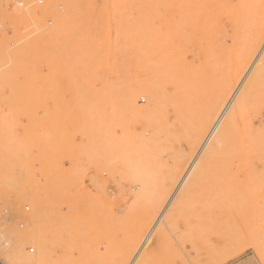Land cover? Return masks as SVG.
<instances>
[{
  "label": "rangeland",
  "instance_id": "rangeland-1",
  "mask_svg": "<svg viewBox=\"0 0 264 264\" xmlns=\"http://www.w3.org/2000/svg\"><path fill=\"white\" fill-rule=\"evenodd\" d=\"M35 231L31 264H264V0H0V263Z\"/></svg>",
  "mask_w": 264,
  "mask_h": 264
},
{
  "label": "bare ground",
  "instance_id": "bare-ground-1",
  "mask_svg": "<svg viewBox=\"0 0 264 264\" xmlns=\"http://www.w3.org/2000/svg\"><path fill=\"white\" fill-rule=\"evenodd\" d=\"M115 10V9H114ZM121 11V10H120ZM114 12V11H113ZM66 16V15H65ZM91 16V15H90ZM72 18V17H71ZM120 19V18H119ZM102 20V19H101ZM183 21V20H182ZM177 23V22H176ZM183 23V22H182ZM98 24V23H97ZM114 24V23H113ZM122 24V23H121ZM110 25V24H109ZM183 25V24H182ZM216 25V24H215ZM223 26V25H222ZM47 27V26H46ZM183 27V26H182ZM119 28V27H118ZM177 29V28H176ZM120 31H118L119 33ZM166 35V34H165ZM221 97V96H219ZM215 99V98H214ZM217 100H214L215 103H210V104H213L211 107H209L210 109H207L208 112H209V116L207 115V113L205 114L206 117H209L207 118L208 119V123H206L207 125L205 126L204 125V132H203V129H202V134L205 136L206 134V137L204 138L205 139V142H204V145H208V144H212L215 140H217L218 137H220L221 133L224 132V130L226 129V126H228V122L230 121V118H231V115H232V108L230 107L231 105V102H226L224 100H220L221 101H218L219 99L216 98ZM223 99V98H222ZM213 101V99H212ZM218 101V102H217ZM231 101V100H230ZM242 104V103H241ZM239 105V104H238ZM240 106V105H239ZM230 110V112H229ZM236 110V109H235ZM236 112V111H235ZM229 113V114H228ZM205 118V116H204ZM206 119V120H207ZM206 120H203V123L206 122ZM205 124V123H204ZM201 135V134H200ZM200 136H198L199 138ZM201 138V137H200ZM197 139V138H196ZM195 139V140H196ZM202 141H203V138H202ZM197 144H198V141L196 140ZM200 142V140H199ZM195 144V145H197ZM203 147V146H202ZM201 147V148H202ZM48 229H50V227H48ZM39 230V229H38ZM47 230V228H46ZM44 233L45 231H43L42 233L41 232H31V233H26L22 236H20V238L18 239V241L16 242L15 244V247H14V253H15V260L17 261H20L21 263H24V264H31L32 261L30 259L27 258V256L24 255L23 252H21V247H23L25 244H31L33 245V247H35L37 250V253L35 255V258L38 260H41L44 256H46V252H47V244H46V241L44 238ZM49 233L51 234V230L49 231ZM47 240V239H46ZM53 244L56 243V242H52ZM51 243V244H52ZM52 246L56 247L57 245L54 244ZM14 246V245H13ZM61 245H58V247H60ZM53 247V248H54ZM50 252L51 250H55L56 248L52 249V247H50ZM63 250V249H62ZM49 251V250H48ZM65 251V250H64ZM63 252V251H62ZM22 253V254H21ZM49 254V252H47ZM59 254V253H58ZM57 254V257H59ZM65 256L69 257V255L67 254V251H65ZM72 254V253H71ZM70 254V256H71ZM51 255V253H50ZM48 256V255H47ZM64 256L65 259H67L66 257ZM62 257V255H61ZM46 258V257H45ZM63 258V257H62ZM63 258V259H64ZM47 259H51L50 257H47ZM62 259V260H63ZM64 259V261H65ZM70 259V258H69ZM73 259V256L72 258ZM43 260V259H42ZM59 261V259H56V261ZM61 260V262H62ZM57 261V262H58ZM63 261V263H64ZM43 262V261H42ZM56 262V263H57ZM60 262V263H61ZM40 263V261L38 262ZM49 263V261H48ZM59 263V264H60ZM70 264H74L72 262H69ZM68 263V264H69ZM1 264V263H0ZM50 264V263H49ZM53 264V263H52ZM58 264V263H57ZM66 264V263H65Z\"/></svg>",
  "mask_w": 264,
  "mask_h": 264
},
{
  "label": "snow or ice",
  "instance_id": "snow-or-ice-1",
  "mask_svg": "<svg viewBox=\"0 0 264 264\" xmlns=\"http://www.w3.org/2000/svg\"><path fill=\"white\" fill-rule=\"evenodd\" d=\"M218 264H234V262L228 259L226 256V258L224 260L219 261Z\"/></svg>",
  "mask_w": 264,
  "mask_h": 264
},
{
  "label": "built area",
  "instance_id": "built-area-1",
  "mask_svg": "<svg viewBox=\"0 0 264 264\" xmlns=\"http://www.w3.org/2000/svg\"><path fill=\"white\" fill-rule=\"evenodd\" d=\"M30 252H32V250H30Z\"/></svg>",
  "mask_w": 264,
  "mask_h": 264
}]
</instances>
